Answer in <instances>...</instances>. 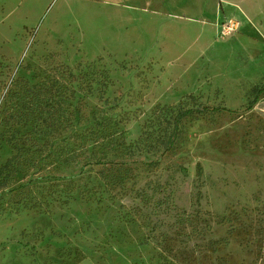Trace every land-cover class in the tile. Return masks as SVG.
Instances as JSON below:
<instances>
[{"label": "rangeland", "instance_id": "1", "mask_svg": "<svg viewBox=\"0 0 264 264\" xmlns=\"http://www.w3.org/2000/svg\"><path fill=\"white\" fill-rule=\"evenodd\" d=\"M190 95L175 151L128 148ZM19 148L47 206L0 190V264H264V0H0V166Z\"/></svg>", "mask_w": 264, "mask_h": 264}, {"label": "trees", "instance_id": "2", "mask_svg": "<svg viewBox=\"0 0 264 264\" xmlns=\"http://www.w3.org/2000/svg\"><path fill=\"white\" fill-rule=\"evenodd\" d=\"M187 100L186 103L180 102L178 105L173 106H156L154 118L144 125L137 143L129 145L128 148L134 150V147H139L144 153L160 156L175 151L180 144L182 123L187 119L197 120L206 112V108L198 102L196 97L190 95ZM42 109H46V106H43ZM60 157L62 159L63 156ZM62 161L63 163L69 162L66 158ZM30 162L20 148L8 158L0 166V190L12 187L15 184L16 176L27 167H30ZM98 176L110 189L123 185L133 177L131 168L124 163L116 162L100 169ZM40 190L39 187L34 189V186L30 185L12 187L10 192L14 193L13 203L16 207L14 209L16 211L22 209L44 211L47 206L44 200L47 197H44Z\"/></svg>", "mask_w": 264, "mask_h": 264}, {"label": "built area", "instance_id": "3", "mask_svg": "<svg viewBox=\"0 0 264 264\" xmlns=\"http://www.w3.org/2000/svg\"><path fill=\"white\" fill-rule=\"evenodd\" d=\"M237 27V23L233 21H227L222 23L217 29V37L220 39L228 38L236 32Z\"/></svg>", "mask_w": 264, "mask_h": 264}, {"label": "crops", "instance_id": "4", "mask_svg": "<svg viewBox=\"0 0 264 264\" xmlns=\"http://www.w3.org/2000/svg\"><path fill=\"white\" fill-rule=\"evenodd\" d=\"M138 0H125V2H136ZM116 4H120V3H116Z\"/></svg>", "mask_w": 264, "mask_h": 264}]
</instances>
